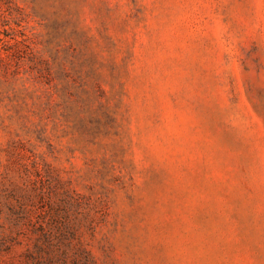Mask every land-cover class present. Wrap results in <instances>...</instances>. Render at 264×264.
Returning a JSON list of instances; mask_svg holds the SVG:
<instances>
[{"label":"rangeland","instance_id":"obj_1","mask_svg":"<svg viewBox=\"0 0 264 264\" xmlns=\"http://www.w3.org/2000/svg\"><path fill=\"white\" fill-rule=\"evenodd\" d=\"M0 264H264V0H0Z\"/></svg>","mask_w":264,"mask_h":264}]
</instances>
